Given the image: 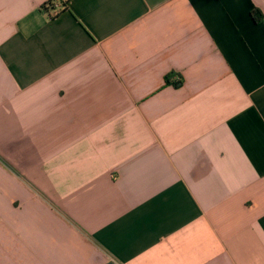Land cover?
Returning <instances> with one entry per match:
<instances>
[{"label": "crops", "instance_id": "crops-1", "mask_svg": "<svg viewBox=\"0 0 264 264\" xmlns=\"http://www.w3.org/2000/svg\"><path fill=\"white\" fill-rule=\"evenodd\" d=\"M47 1L0 0V264H264V0Z\"/></svg>", "mask_w": 264, "mask_h": 264}, {"label": "trees", "instance_id": "trees-1", "mask_svg": "<svg viewBox=\"0 0 264 264\" xmlns=\"http://www.w3.org/2000/svg\"><path fill=\"white\" fill-rule=\"evenodd\" d=\"M59 1H60L61 5L64 6V8H65V7H67V5H68V3H69L70 0H59ZM54 3H55V0H48L47 3L44 4V8H45L46 10H50V9L52 10V8L54 7ZM62 8H63V7H62ZM59 11H60V10H59ZM59 11H58V12H59ZM253 13H254L256 16H261V12H260L259 10H257V9H256ZM54 14H55V13H54ZM165 80H166L167 83L172 82L170 76H166ZM174 84H175V85H179V84H181V81H179V82H177V83H174Z\"/></svg>", "mask_w": 264, "mask_h": 264}, {"label": "built area", "instance_id": "built-area-1", "mask_svg": "<svg viewBox=\"0 0 264 264\" xmlns=\"http://www.w3.org/2000/svg\"><path fill=\"white\" fill-rule=\"evenodd\" d=\"M61 9V4L58 0H55L54 7L52 8L53 13H57Z\"/></svg>", "mask_w": 264, "mask_h": 264}, {"label": "water", "instance_id": "water-1", "mask_svg": "<svg viewBox=\"0 0 264 264\" xmlns=\"http://www.w3.org/2000/svg\"><path fill=\"white\" fill-rule=\"evenodd\" d=\"M106 264H115L113 261H110V262H108V263H106Z\"/></svg>", "mask_w": 264, "mask_h": 264}]
</instances>
